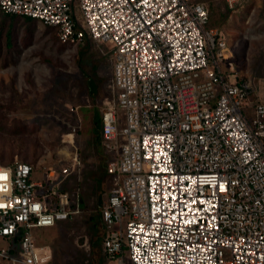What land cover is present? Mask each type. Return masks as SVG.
Returning a JSON list of instances; mask_svg holds the SVG:
<instances>
[{
  "label": "built area",
  "instance_id": "built-area-1",
  "mask_svg": "<svg viewBox=\"0 0 264 264\" xmlns=\"http://www.w3.org/2000/svg\"><path fill=\"white\" fill-rule=\"evenodd\" d=\"M241 1L223 0L229 11ZM0 12L54 28L62 46L109 47L116 94L100 135L111 187L98 208L107 263L264 264V102L204 2L0 0ZM79 167L75 154L60 175ZM34 173L0 165V264H47L34 231L80 214L53 170Z\"/></svg>",
  "mask_w": 264,
  "mask_h": 264
},
{
  "label": "rangeland",
  "instance_id": "rangeland-1",
  "mask_svg": "<svg viewBox=\"0 0 264 264\" xmlns=\"http://www.w3.org/2000/svg\"><path fill=\"white\" fill-rule=\"evenodd\" d=\"M198 1L208 6V27L222 28L226 13L222 0ZM260 11L264 12L261 5ZM257 19L249 24L241 19L245 24L231 60L251 82L256 100L264 102V53L260 50L264 48V24ZM109 53L108 46L89 40L62 46L52 27L0 12L1 166L26 163L34 169L36 179L45 171L60 169L77 154L82 164L81 183L88 187L86 201L94 197L88 177L100 170L97 163L103 152L101 139L96 140L100 123L90 122V117L99 116L104 102H115L109 88ZM96 84L98 91L91 97L88 91ZM117 113L122 116L120 109ZM80 210L72 220L37 230V245L51 252L47 264H111L102 254L100 241L95 242L102 230L98 208L86 205ZM124 264H129L127 259Z\"/></svg>",
  "mask_w": 264,
  "mask_h": 264
},
{
  "label": "crops",
  "instance_id": "crops-1",
  "mask_svg": "<svg viewBox=\"0 0 264 264\" xmlns=\"http://www.w3.org/2000/svg\"><path fill=\"white\" fill-rule=\"evenodd\" d=\"M223 2V0H222ZM260 5L262 7H264V0H242L237 7L232 10L229 11L228 9H226L224 2H223V6H224V10H225V14H224V23L222 24V28H219L220 26H215L213 28L217 29L219 31V33L224 37L228 50L231 54V57L233 58L235 56V51H234V47L235 45L239 46V42L241 40V36H240V28L241 26H243L242 24H245L244 22H241V19H247L246 21H248V24L251 21H256L258 20L257 18L260 17V21L261 24H264V12L260 11ZM231 18V20H230ZM244 21V20H243ZM233 22V23H232ZM246 24V25H248ZM264 37V35L262 36ZM264 42V40H263ZM264 46V45H262ZM262 53H264V48L260 49ZM110 54V53H109ZM112 59V58H111ZM112 77V64H111V75ZM110 77V79H111ZM247 78V76H246ZM248 79V78H247ZM93 83V82H92ZM110 90L112 93V97L115 98V90L112 87V81L110 80ZM251 83V82H250ZM98 91V85L96 84L94 86V88L88 93L91 97H94V95L97 93ZM255 96H258L256 91H255ZM255 96L253 98H255ZM256 99V98H255ZM115 100V99H114ZM114 102H104L103 103V107L102 109L99 111V116H97L96 114L92 115V117H90V122L93 121V123L99 122L100 121V116H101V111L104 108V105L106 107V105H113ZM99 138L101 139V135H100V128H99V136L96 139L97 141H99ZM101 148H102V156L100 158V161H98L97 166L100 168V170L96 169V173L93 174V176L88 177V180L90 182L93 183V189L95 190V195L92 199L87 200L86 201V197L84 196L86 192V188L87 185L82 184L81 183V177H80V170L82 168V164L80 161V167L76 170L75 173H72L70 175H67L65 177H62L60 175V169H50L53 170L55 173V178L57 180H60V185H59V189L63 192H67L71 195H78L79 198V203H80V207L84 208L86 207V205L88 206H96L97 208H99L100 204L102 203L105 195L107 194V192L109 191L110 187H111V178L106 174L105 169H106V165L108 163V161L111 159V155L109 153H107L103 147H102V143H101ZM70 163V159L66 162V164L63 166H67ZM35 174V173H34ZM41 178H36V180H41L43 178V175L40 176ZM65 189V190H63ZM62 223V222H61ZM37 234H39L37 232V230L34 231V236H36ZM101 243V242H100Z\"/></svg>",
  "mask_w": 264,
  "mask_h": 264
},
{
  "label": "trees",
  "instance_id": "trees-1",
  "mask_svg": "<svg viewBox=\"0 0 264 264\" xmlns=\"http://www.w3.org/2000/svg\"><path fill=\"white\" fill-rule=\"evenodd\" d=\"M202 2V1H201ZM207 7V11H208V16H209V10H208V6H206ZM26 21H28V22H31L32 20H34V19H31V18H28V17H23ZM54 29V28H53ZM7 44L9 45L10 44V40H9V37L7 36ZM99 218H100V214H99ZM100 223H101V225H102V221H101V218H100ZM101 234H100V239H102V236H103V226L101 227ZM100 239H98L97 238V240L95 241L96 243L98 242L99 243V241L101 242V240ZM100 248H101V243H100ZM123 249H124V251H125V249H126V247H125V245H124V247H123Z\"/></svg>",
  "mask_w": 264,
  "mask_h": 264
}]
</instances>
